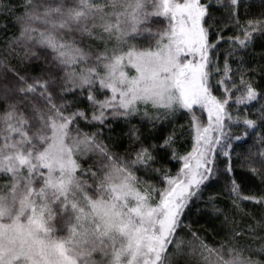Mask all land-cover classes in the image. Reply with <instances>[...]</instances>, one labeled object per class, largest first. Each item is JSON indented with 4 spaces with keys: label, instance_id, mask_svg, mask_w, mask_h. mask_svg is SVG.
<instances>
[{
    "label": "snow or ice",
    "instance_id": "1",
    "mask_svg": "<svg viewBox=\"0 0 264 264\" xmlns=\"http://www.w3.org/2000/svg\"><path fill=\"white\" fill-rule=\"evenodd\" d=\"M215 3L241 32L228 38L229 55L264 36V16L240 23L241 0ZM211 6L212 0H26L13 42L21 52H0V79L10 73L16 81L10 91L19 97L0 113V177L7 179L0 186V264H264V244L239 239L244 233L264 239L253 226L232 229L219 247L195 233L197 243L179 234L189 203L218 176H227L223 193L232 209L247 215L246 202L264 207V195L243 191L229 151L233 141L241 142L238 147L247 142L248 130L255 135L264 128V103L256 119L228 111L230 101L256 107L264 93L243 74L237 85L227 58L223 67L217 64L223 37L209 39ZM21 53L25 59L50 58L47 71L57 78L30 82L8 67ZM213 87L223 98L213 95ZM69 95L86 100L91 110L75 107ZM195 105L207 110V126L196 121ZM179 110L193 114L195 146L188 155L176 156L173 135L152 143L134 125L129 135L135 146L127 156L100 139L110 117L131 123L140 115L155 127ZM230 125L245 131L232 136ZM96 126L95 132L83 130ZM258 140L261 148L248 151L240 167L264 184V136ZM90 156L95 159L83 166ZM219 156L225 157L223 167ZM169 159L183 162L175 176L164 169ZM162 169L161 189L137 175ZM209 202L225 223L232 221L215 196Z\"/></svg>",
    "mask_w": 264,
    "mask_h": 264
},
{
    "label": "trees",
    "instance_id": "2",
    "mask_svg": "<svg viewBox=\"0 0 264 264\" xmlns=\"http://www.w3.org/2000/svg\"><path fill=\"white\" fill-rule=\"evenodd\" d=\"M204 2V0H202ZM227 3V0H224ZM26 0H0V52L6 51L9 47L15 48L16 52H21L19 47L13 43L20 35L22 23L19 17L24 15ZM212 14L213 21L212 26L214 31L210 33V41H215L217 35L222 36L223 39L217 45V64L223 67V62L227 58L229 64L233 70V79L239 85V76L243 74L246 81L252 84L254 88L260 93H264V36L257 35L254 38L252 45L246 50H240L235 53V57L229 55L232 51L233 45L228 42L229 37L240 36L241 32L236 27L228 15V12L224 9L222 4L215 3L212 0V6L209 8ZM264 16V0H241V4L238 8V18L241 24L246 23L249 20H258ZM157 29H162L163 24L156 25ZM37 53H41L40 49H35ZM50 58H46L41 55L40 60L25 59L23 53L20 57H11L8 67H12L20 75H25L29 78V81L38 79H49L57 77L47 71ZM4 69H0V72ZM220 78H223L222 74ZM16 85L15 79L11 74H7L4 79H0V113H3L8 104L17 103L19 100L18 94L14 93L11 98H8L7 91L14 89ZM213 95L217 98H223L224 93L219 87H213ZM239 95V92H234V96ZM69 101H73L75 107H79L83 110L90 111V107L86 100H78L76 97L69 95L67 97ZM39 104V101H36ZM260 103L254 102L256 107L252 104L249 105H234L230 101L228 111L233 115L247 116L250 119H256L257 109ZM20 109H24V105H19ZM192 113H195V117L198 120H204L205 116L202 110L198 107L193 108ZM187 110H179L176 115L168 119H164L159 123H156L155 127L150 125L153 121L137 115L130 117L131 123L125 122L123 118H111L106 121V127L100 128V139L108 145L110 150L118 153L121 156L129 155L128 150L135 146L134 140L130 137L129 132L134 125L139 129L138 135L142 138L150 140L152 143H159L160 140L168 135L175 137V144L173 148L176 156L181 157L188 155L192 152L195 146V131L193 114ZM153 115V113H149ZM228 124V121H225ZM96 127H84L86 132L97 131ZM226 131L232 136H239L245 131L242 125H230ZM249 136L247 142L238 147L241 142L233 141L229 151L232 154V164L234 174L237 181L241 184L245 194H253L257 196L264 195V184H261L258 180H255L251 174L240 167L243 162L244 156L248 151H255L261 148V144L258 140L260 136H264V128H261L255 135L252 134L254 130H248ZM219 151V148L217 149ZM94 157H88L82 161L83 166H87L90 160ZM225 157L219 156L217 158V164L223 167ZM182 161L179 159H169L164 164V169L168 174L175 176L182 167ZM160 167V165H156ZM137 175L140 179L147 181L150 185L156 189L166 187L161 180L164 175L162 169L159 174L150 173L144 175L142 172H138ZM219 182H212L210 187H206L200 195V199L193 200L189 203L188 208L185 209L184 216L182 217L185 228L179 230V234L185 241H191L197 243L194 240L192 233H195L201 240L204 241L210 247H219L222 242H226V237L231 234V230L235 229L240 231L246 229L249 226L256 228V233L260 237H264V227H256L257 222L264 224V207L255 205L252 203H244L243 207L247 215H242L236 210L231 208V203L228 197L223 193V189L226 183H228L227 176L219 177ZM7 183V179L0 177V186ZM216 197V204L218 207L227 208L232 217L230 223H225L222 216H217L213 210L212 204L209 202V197ZM241 243H254L256 246L264 244V239L252 240L251 236L244 233L240 238ZM248 254V253H246ZM259 257L253 256V259ZM191 264H195V260L191 261Z\"/></svg>",
    "mask_w": 264,
    "mask_h": 264
},
{
    "label": "rangeland",
    "instance_id": "3",
    "mask_svg": "<svg viewBox=\"0 0 264 264\" xmlns=\"http://www.w3.org/2000/svg\"><path fill=\"white\" fill-rule=\"evenodd\" d=\"M130 74H132V73H130ZM6 93H7V95H8V98H11V95H12L14 92L8 90ZM195 107H198L200 110H202L203 113H204V116H205V121H204V120H198L197 118H196V121H198L199 124H201L202 126H207V122H208V121H207V110H206V109H202V108H200L198 105H195L193 108H195Z\"/></svg>",
    "mask_w": 264,
    "mask_h": 264
}]
</instances>
